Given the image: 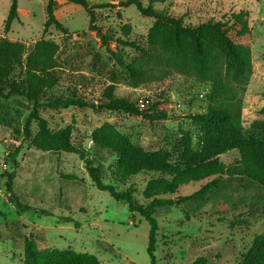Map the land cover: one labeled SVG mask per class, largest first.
<instances>
[{
  "label": "rangeland",
  "instance_id": "1",
  "mask_svg": "<svg viewBox=\"0 0 264 264\" xmlns=\"http://www.w3.org/2000/svg\"><path fill=\"white\" fill-rule=\"evenodd\" d=\"M90 3L109 2L97 9L96 23L107 36V45L101 34L89 29L87 11L74 3L56 0L55 14L66 28L62 32L54 25L44 28L48 0H18V18L9 32L4 31L11 0H0V38L23 42L28 51L40 39H50L60 45L56 57L59 83L48 90L44 98L66 95L74 91L91 102L100 103L104 89L115 84V93L145 107L160 102L156 109L164 108L174 116L152 122L141 115L108 109H66L41 107L39 113L46 118L52 130L67 128L75 143H82L88 156L95 155L91 133L105 122L114 124L131 141L146 147H160L171 159H177L184 134H191L194 148L199 147L200 130L191 120V114L208 102L210 83L180 72L164 74L134 85L130 74L117 62L120 54L127 61L139 54L134 47L125 46L122 39L148 46V32L155 19L143 15L135 5L124 6L125 0H89ZM159 10L182 16L184 21L197 24L206 18L223 19L233 12L244 11L252 28V72L240 85L238 93L242 103L243 133L264 138V0H141ZM125 25L130 30L127 33ZM18 66L14 78L19 79ZM164 74V75H163ZM30 104L24 97L0 95V225L20 219L23 233L36 235L44 227L46 245L50 248H73L95 254L102 264H151L148 253L150 223L136 214L131 217L128 204L114 199L107 191L92 182L84 161L76 153L40 151L32 145L38 132L36 120L29 123ZM144 107V108H145ZM18 150L15 161L12 153ZM239 158L232 151L222 156L226 161ZM103 165L105 182L115 183L119 189L133 186L140 202L146 200L142 191L147 181L156 176L151 171L123 178L117 171V158L107 152L96 157ZM22 164L23 171L16 180V190L29 195L31 209L20 211L7 187V172ZM61 174L82 178L81 184ZM208 180L189 182L177 186L167 195L175 199L168 214L157 217L156 235L158 264H242L253 244L254 237L264 224V188L238 177H227L212 187L201 199L182 200L200 190ZM21 200L24 202V199ZM53 207V208H51ZM53 212L47 215V209ZM43 212V213H42ZM71 215L80 222L62 221ZM197 234L191 243L190 236ZM99 241L113 244L111 253ZM13 239L0 241V264H21L23 246L16 247ZM261 240L256 247L263 245ZM22 245V242H20ZM201 260V261H199Z\"/></svg>",
  "mask_w": 264,
  "mask_h": 264
},
{
  "label": "trees",
  "instance_id": "2",
  "mask_svg": "<svg viewBox=\"0 0 264 264\" xmlns=\"http://www.w3.org/2000/svg\"><path fill=\"white\" fill-rule=\"evenodd\" d=\"M65 1L87 11L89 29L99 32L107 45V36L96 23V10L107 7L110 3ZM122 4L135 5L143 15L155 19L148 32L147 47L129 39L121 40L123 45L139 51L132 61L127 62L122 55L114 53L120 66L130 74L134 85L147 81L151 76L155 77V73L159 71L164 74L176 71L210 83L207 104L190 116L192 123L200 130L198 148H194L192 135L184 134L177 159H171L162 148H149L134 143L114 124L105 122L91 133L96 151L94 156L89 157L83 144L75 143L67 128L50 129L46 118L39 113L41 107L66 109L74 106L123 111L141 115L152 122L164 121L174 116L164 108L156 109L160 102L152 101L141 108L128 98L118 96L115 93L116 86L112 83L104 89V98L100 103L91 102L74 91L44 98L45 93L59 83L56 57L60 45L50 39L37 40L27 51L23 42L0 38V95L4 98L24 97L31 103L27 123L36 120L38 124V132L32 140L33 147L43 152L65 151L78 154L96 187L107 191L114 199L126 202L133 219L138 213L150 223L148 253L151 264H158L155 248L159 230L157 217L170 212L175 199L167 194L177 186L208 180L197 192L182 196L183 201L205 197L212 187L220 185L227 177H238L254 183L258 191L264 188V138L246 136L243 133L242 103L237 89L248 80L252 72V28L244 11L233 12L223 19L209 17L194 24L184 21L182 16L156 9L151 3L144 5L141 0H125ZM56 5V0H48L44 28L46 30L54 25L65 33L66 28L55 14ZM17 18L18 0H11L9 13L4 21L5 32H9ZM124 27L128 33L129 26ZM18 66L22 67L21 76L15 79L14 72ZM262 112L264 113V107ZM232 151L237 152L238 159L229 162L222 159L223 155ZM102 152L117 158V171L123 178L147 171L157 174L147 181L142 191L145 202L137 199L133 186L119 189L115 183L103 180V165L96 163V157ZM17 154L18 150L12 153L13 161ZM18 171H23L22 164L7 172V187L20 211H26L31 209L29 195L25 196L22 192V197L15 188ZM62 175L73 179L76 184L83 182L82 178L75 175ZM255 198L263 200L264 196L258 195ZM43 212H47V215L53 213L48 209ZM61 219L65 222L73 221L76 227L80 226V222L71 215ZM22 227L18 218L0 225V241L13 239L16 247L23 246L25 256L21 264H102L95 254L89 252L48 247L44 227L39 228L36 235L24 234ZM197 236H190L191 243L196 241ZM261 240L264 241V224L256 233L242 264H264V244L256 247ZM99 243L111 253L116 252L113 244L107 241ZM130 263L138 264L134 260H130ZM195 264L199 263L196 261Z\"/></svg>",
  "mask_w": 264,
  "mask_h": 264
},
{
  "label": "built area",
  "instance_id": "3",
  "mask_svg": "<svg viewBox=\"0 0 264 264\" xmlns=\"http://www.w3.org/2000/svg\"><path fill=\"white\" fill-rule=\"evenodd\" d=\"M139 106H140L141 108H144V107H145L144 102H142Z\"/></svg>",
  "mask_w": 264,
  "mask_h": 264
}]
</instances>
